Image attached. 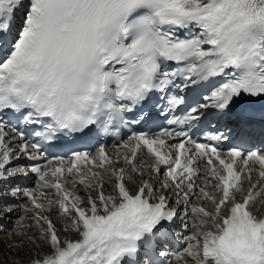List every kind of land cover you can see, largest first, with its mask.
<instances>
[{
  "label": "snow or ice",
  "instance_id": "1",
  "mask_svg": "<svg viewBox=\"0 0 264 264\" xmlns=\"http://www.w3.org/2000/svg\"><path fill=\"white\" fill-rule=\"evenodd\" d=\"M0 264H264V0H0Z\"/></svg>",
  "mask_w": 264,
  "mask_h": 264
}]
</instances>
